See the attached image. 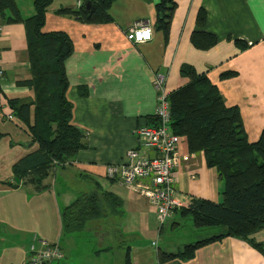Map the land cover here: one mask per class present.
<instances>
[{
  "label": "crops",
  "instance_id": "0c3cea01",
  "mask_svg": "<svg viewBox=\"0 0 264 264\" xmlns=\"http://www.w3.org/2000/svg\"><path fill=\"white\" fill-rule=\"evenodd\" d=\"M14 1L22 20L33 15V0ZM158 1L114 0L108 10L111 21L104 24H84L58 14L61 9H76L75 0H52L47 8L41 32H62L72 42L73 51L64 61L65 97L72 106L71 125L85 136L83 148L63 166H54L44 180L47 188L40 192L12 174L13 165L37 150V144L7 101L33 99L34 93L19 84L31 78L25 26L2 23L0 264H26L31 251L41 250L42 243L61 249L63 259L54 264H123L126 251L130 264H264V229L247 239L211 242L187 261L159 262V253H173L223 232L220 227L197 229L181 213L193 200L220 204L224 189L215 169L206 166L203 153L189 152L185 140L180 141L179 153L187 160L172 173L176 197L184 206L162 225L145 198L106 179V167L125 164L128 151L137 147L135 129L154 123L156 73L165 76L168 94L186 84L180 73L183 68L205 74L225 106L238 109L250 143L258 140L264 127V0H174L166 38L153 30ZM199 9L206 14L202 30L216 39L208 50L190 42ZM135 23L152 28L150 41L135 44L126 39V30ZM224 73L232 76L221 79ZM70 177L90 183L92 189L98 183L122 202L121 215L112 216L117 219L106 228L100 226V232L86 224L81 235L91 237L88 241L62 234L61 209L90 192L67 186ZM13 182L15 188L10 186ZM82 240L89 246H83Z\"/></svg>",
  "mask_w": 264,
  "mask_h": 264
},
{
  "label": "trees",
  "instance_id": "16d2710c",
  "mask_svg": "<svg viewBox=\"0 0 264 264\" xmlns=\"http://www.w3.org/2000/svg\"><path fill=\"white\" fill-rule=\"evenodd\" d=\"M80 1L76 9H61L58 14L84 24L111 21L108 10L114 0ZM87 2L89 10L83 8ZM51 3L52 0H33V15L22 20L14 0H0L1 24L23 23L25 26L31 78L19 84L32 89L34 97L8 100L7 104L13 116L28 128L31 142L37 144V150L13 165L12 174L18 181L31 185L35 192L47 188L44 180L55 165L63 166L75 157L83 148L85 136L71 125L72 106L65 97L64 61L73 51L72 42L62 32H41ZM174 9V0H159L155 5L153 30L161 31L165 38ZM205 22L206 14L199 9L195 18L197 29L190 39L199 50H208L216 43L212 34L202 30ZM180 73L187 82L168 94L170 127L185 140L189 152L203 153L206 166L215 169L224 189L220 204L193 200L187 209L179 210L191 218L195 228L220 227L223 232L173 253H159L160 263L175 259L187 261L195 250L211 242L225 237L247 239L264 229V127L258 140L250 143L238 109L225 106L206 75L195 74L189 67ZM230 76L231 73H224L221 79ZM156 125L154 118L152 126ZM10 186L15 188L17 184L13 182ZM121 213V200L94 183L89 193L79 195L61 209L62 234L78 235L88 222ZM124 255L123 264H130L128 251Z\"/></svg>",
  "mask_w": 264,
  "mask_h": 264
},
{
  "label": "built area",
  "instance_id": "2783aa9c",
  "mask_svg": "<svg viewBox=\"0 0 264 264\" xmlns=\"http://www.w3.org/2000/svg\"><path fill=\"white\" fill-rule=\"evenodd\" d=\"M75 4L79 7L81 1L75 0ZM1 31L0 21V33ZM125 36L131 43H145L152 37V28L148 24L135 23L126 30ZM153 87L156 91L154 118L157 125L137 127L134 131L137 147L128 151L125 164L107 166L105 176L106 179L145 198L155 212L157 223L162 225L176 210L184 206L176 197L172 173L187 157L179 153L181 139L170 127L165 76L156 73ZM7 119L12 120V117L7 116ZM148 152L153 155L149 156ZM42 245L41 250L31 251L26 264H53L63 259L58 245Z\"/></svg>",
  "mask_w": 264,
  "mask_h": 264
},
{
  "label": "rangeland",
  "instance_id": "374dc122",
  "mask_svg": "<svg viewBox=\"0 0 264 264\" xmlns=\"http://www.w3.org/2000/svg\"><path fill=\"white\" fill-rule=\"evenodd\" d=\"M67 186L69 187H72V188H75V189H79L81 190V192H89L92 190V186L90 185V183L88 182H77V180L75 181L73 178L70 177V179L67 181ZM110 219V220H108ZM111 219H117V218H114L112 216H108V217H105V218H102V219H99V220H95V221H91L89 222L90 224H92L95 228V231L94 232H100L99 231V227L101 226V228H106L108 225V223H112V220ZM111 226V225H110ZM82 233H79L78 235L81 237V238H84L85 241H88V238L91 239V237H88L84 232H83V235H81ZM110 234H115L114 232H111L110 231ZM84 240H82V245L83 246H89ZM118 244V243H117ZM92 245V243L90 244V246ZM95 263H99L98 261H95Z\"/></svg>",
  "mask_w": 264,
  "mask_h": 264
},
{
  "label": "water",
  "instance_id": "95a60500",
  "mask_svg": "<svg viewBox=\"0 0 264 264\" xmlns=\"http://www.w3.org/2000/svg\"><path fill=\"white\" fill-rule=\"evenodd\" d=\"M83 8L85 9V10H89L90 9V3H84V5H83Z\"/></svg>",
  "mask_w": 264,
  "mask_h": 264
},
{
  "label": "bare ground",
  "instance_id": "6f19581e",
  "mask_svg": "<svg viewBox=\"0 0 264 264\" xmlns=\"http://www.w3.org/2000/svg\"><path fill=\"white\" fill-rule=\"evenodd\" d=\"M168 97V96H167Z\"/></svg>",
  "mask_w": 264,
  "mask_h": 264
}]
</instances>
